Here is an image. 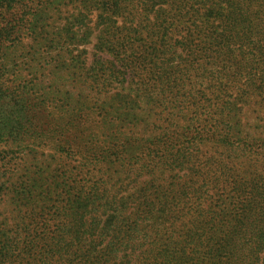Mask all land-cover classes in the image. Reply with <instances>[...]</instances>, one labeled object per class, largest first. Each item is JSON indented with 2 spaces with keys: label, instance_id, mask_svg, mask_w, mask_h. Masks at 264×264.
Masks as SVG:
<instances>
[{
  "label": "rangeland",
  "instance_id": "rangeland-1",
  "mask_svg": "<svg viewBox=\"0 0 264 264\" xmlns=\"http://www.w3.org/2000/svg\"><path fill=\"white\" fill-rule=\"evenodd\" d=\"M22 7L14 11L25 12L22 31L0 48V104H23L42 127L20 146H0V182L45 178L60 207L77 190L124 203L117 221L140 253L170 244L186 247L191 260L210 257L200 237L209 242L235 214L249 208L264 218V59L242 55L254 53L248 42L264 49V0H30ZM143 10L162 13L145 21L151 26L215 24L249 40L212 47L194 33L186 51L140 66L135 59L111 75L93 72L96 36L108 25L99 15L125 27ZM210 14L219 19L206 20ZM12 199L0 194V228L13 234L22 232L21 216L29 222L34 214ZM254 257L239 251L232 264Z\"/></svg>",
  "mask_w": 264,
  "mask_h": 264
},
{
  "label": "trees",
  "instance_id": "trees-1",
  "mask_svg": "<svg viewBox=\"0 0 264 264\" xmlns=\"http://www.w3.org/2000/svg\"><path fill=\"white\" fill-rule=\"evenodd\" d=\"M29 1L0 0V48L4 43L12 41L15 33L22 31L25 12L17 16L14 11L22 5V9L26 11ZM152 14L156 19L162 17L160 11L155 15L143 10L139 15V22L135 20L134 25L115 28L110 23L103 22L100 14V23L108 25L100 29L96 36L94 49L97 60L89 68L97 74L111 75L118 67L131 66L135 59H138L136 65L140 66L148 62L147 58L152 61L168 53L178 54L180 49L186 51L192 45L194 33L201 35V42L205 46L212 47L217 45L227 48L228 45L237 43L242 46L249 40L247 32L241 34L237 31V34H232L235 30L223 29L215 24L206 28L175 24L151 26L145 21L151 19ZM211 18L219 19L218 16L210 14L206 20ZM133 36L139 41L132 42L127 39ZM140 41H145L150 46L145 47ZM251 44L254 45V53L249 56V53L242 51V55H248V61L259 63L264 59V49L258 50L255 42L247 43ZM234 52L235 50L232 54ZM232 54L227 59L230 63H233ZM75 62L81 67L84 66V61ZM168 73L165 68L159 72L158 82L165 84ZM21 105L8 108L9 104H0V146H20L41 130L42 125L37 124L35 118ZM7 181L0 182V194L13 198L15 203L26 204L28 214L34 215L29 222L21 216V223L17 227H22V232L12 234L7 228H0V264H129L133 258L136 260L132 264H232L238 260L239 251L255 255L252 264H258L264 254V218L256 217L249 212V208L242 214H235L229 222H223L210 236L209 242H205L201 236V242L208 245L205 253L210 257L204 255L203 258L198 255L191 260L187 258V249L182 246L183 242H178L182 246L179 249L175 245L165 244L156 250L152 245L149 251L144 249L140 253L139 248H135L136 236L129 234L125 226L119 225L117 221L119 212L125 211L124 203H102L97 197L88 199L84 192L77 190L75 194L68 196L66 205L60 207L56 206L53 199L56 189L52 187V182L45 186V178L43 183L32 178L35 183L26 186L23 184L24 180L12 183ZM75 209L81 210L79 218H74ZM5 218L3 216L0 220L5 221ZM191 239L194 246L205 247V244L199 245L194 236ZM201 252L202 249H199L200 254Z\"/></svg>",
  "mask_w": 264,
  "mask_h": 264
}]
</instances>
